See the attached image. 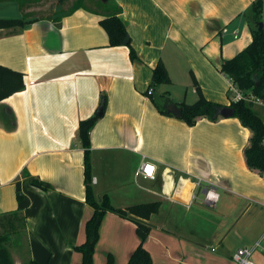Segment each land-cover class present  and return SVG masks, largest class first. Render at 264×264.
<instances>
[{
	"label": "crops",
	"instance_id": "obj_1",
	"mask_svg": "<svg viewBox=\"0 0 264 264\" xmlns=\"http://www.w3.org/2000/svg\"><path fill=\"white\" fill-rule=\"evenodd\" d=\"M253 1L0 0V18L26 21L0 29V63L25 80L23 90L0 101V220L18 209L26 217L25 252L16 264L81 261L74 247L85 240L93 209L85 199L79 122L101 107L89 132L93 190L120 208L161 202L144 241L152 264H233L236 249L258 240L264 246V177L246 163L249 129L234 116L188 125L161 111L197 100L189 102L198 95L192 73L207 99L230 106L235 91L220 67L252 41ZM117 7L138 60L129 46H110L100 24ZM159 60L172 88L152 83ZM180 78L186 87L179 91ZM255 107L264 119V104ZM144 160L155 165L154 178L136 174ZM208 185L219 194L213 205L205 199ZM139 243L136 223L109 211L94 264H108L110 256L112 264H127ZM252 258L264 264V251Z\"/></svg>",
	"mask_w": 264,
	"mask_h": 264
},
{
	"label": "trees",
	"instance_id": "obj_2",
	"mask_svg": "<svg viewBox=\"0 0 264 264\" xmlns=\"http://www.w3.org/2000/svg\"><path fill=\"white\" fill-rule=\"evenodd\" d=\"M121 8L117 7V13L103 17L100 20L101 26L108 33L109 45L119 46L127 45L130 49V58L138 60L139 55L133 46L128 34V30L123 18L120 15ZM264 0H254L251 5V15L249 19L252 32V41L235 56L224 59L220 70L227 75L231 81L246 95L252 94L264 102V25L259 28V22L263 21ZM26 23L21 18H0V29L14 26H22ZM128 38L127 43L125 40ZM193 84L197 87L198 98L193 103L180 102L182 108L181 118L188 125H195L197 121L206 117L210 120L220 118L219 110L224 106L219 102L207 99L202 93L201 87L192 73ZM171 77L165 63L159 60L153 68L152 83L162 84L170 83ZM25 88L24 73L0 63V101ZM106 94L101 97V104L104 105ZM252 100L240 99L231 102L230 107L234 108V117H237L241 124L250 131L248 144L245 147L244 154L248 167L257 170L264 177V119L255 107ZM163 113L171 114L162 109ZM97 113L92 116L81 119L79 122V138L85 149L84 155V185L85 199L92 207L93 212L86 220L84 231L85 240L75 245V249L80 251L82 259L76 264H94V254L96 245L100 236V226L102 219L107 212H116L130 220L137 226V233L140 237V243L132 252L127 264H152L150 252L144 246V241L152 230L149 223L151 214L158 213L161 202L149 201L132 204L126 208L114 206L107 194L100 199L96 198L92 182V167L90 159V136L89 132L97 121ZM31 183L35 186L48 190L52 187L51 183L32 179ZM23 194L18 193V199L23 198ZM2 218L9 224V229L4 234H0V264H16L8 248L10 232L23 236L26 227V217L22 212L14 210L3 213ZM24 264H42L34 259L26 261ZM108 264H112V258L109 257Z\"/></svg>",
	"mask_w": 264,
	"mask_h": 264
},
{
	"label": "built area",
	"instance_id": "obj_3",
	"mask_svg": "<svg viewBox=\"0 0 264 264\" xmlns=\"http://www.w3.org/2000/svg\"><path fill=\"white\" fill-rule=\"evenodd\" d=\"M231 88L235 91L234 100H240V99H246V100H252L255 103L264 104V102L258 98H256L254 95L244 94L233 82L231 84ZM153 87H149L148 93L153 92ZM264 143V139H263ZM145 158V156H143ZM155 165L153 163H150L149 161L144 160L139 168L136 171V174L138 176H142L144 178H154L155 177ZM203 179H199V183H202ZM211 186V187H210ZM205 199L207 202H209L211 205H213V201L217 199H209V192L214 193L215 195L219 196V194L212 188V185H208L205 187ZM261 248L264 251V246L261 243V240H258L254 243L252 246H244L236 249L232 255L233 264H257L252 256L256 249Z\"/></svg>",
	"mask_w": 264,
	"mask_h": 264
},
{
	"label": "rangeland",
	"instance_id": "obj_4",
	"mask_svg": "<svg viewBox=\"0 0 264 264\" xmlns=\"http://www.w3.org/2000/svg\"><path fill=\"white\" fill-rule=\"evenodd\" d=\"M263 19H264V16H263ZM171 83H172V81L170 83H166L167 88L173 87L172 85H170ZM176 83H178L177 90H179V91L182 89L185 90L186 85L183 83L182 78L178 79L176 81ZM189 87L191 88V86H189ZM192 98L193 97H191V99H189L190 100L189 102H193L194 100H196L198 98V95H197V97H194L193 99ZM200 197L204 198V195L200 194ZM181 213H185V212L182 210ZM8 230L10 231L7 222L5 220L1 219L0 220V234H4ZM18 240H19V242H18ZM7 245L9 247V249L11 250V252L13 253V257H14L15 262H16L15 257L19 258L20 255L22 256V254H24V252H25L23 237L21 235L14 233L13 231L10 232V240L8 241Z\"/></svg>",
	"mask_w": 264,
	"mask_h": 264
},
{
	"label": "water",
	"instance_id": "obj_5",
	"mask_svg": "<svg viewBox=\"0 0 264 264\" xmlns=\"http://www.w3.org/2000/svg\"><path fill=\"white\" fill-rule=\"evenodd\" d=\"M264 25L263 21L259 22V28H262ZM128 38L125 40V43H127ZM166 109L177 116H181L182 115V108L180 106H178L176 103H169L166 107ZM102 107L101 109L98 111V115L102 114ZM219 114L224 116V117H231L234 115V108L230 107V106H223L220 110H219Z\"/></svg>",
	"mask_w": 264,
	"mask_h": 264
},
{
	"label": "clouds",
	"instance_id": "obj_6",
	"mask_svg": "<svg viewBox=\"0 0 264 264\" xmlns=\"http://www.w3.org/2000/svg\"><path fill=\"white\" fill-rule=\"evenodd\" d=\"M209 199H218V196L217 195H215L214 193H212V192H209Z\"/></svg>",
	"mask_w": 264,
	"mask_h": 264
}]
</instances>
